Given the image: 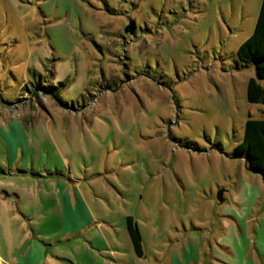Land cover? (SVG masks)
<instances>
[{
    "label": "rangeland",
    "instance_id": "374dc122",
    "mask_svg": "<svg viewBox=\"0 0 264 264\" xmlns=\"http://www.w3.org/2000/svg\"><path fill=\"white\" fill-rule=\"evenodd\" d=\"M260 4L0 0V126L25 128L15 144L42 179L35 203L61 181L63 203L75 185L90 215L77 206L83 228L66 238L53 208L26 227L0 214L2 264H24L31 241L51 264H264V179L233 157L248 115L264 117L246 101L255 69L237 58Z\"/></svg>",
    "mask_w": 264,
    "mask_h": 264
},
{
    "label": "crops",
    "instance_id": "0c3cea01",
    "mask_svg": "<svg viewBox=\"0 0 264 264\" xmlns=\"http://www.w3.org/2000/svg\"><path fill=\"white\" fill-rule=\"evenodd\" d=\"M5 128L6 130L4 129L3 125L0 126V136L2 135L1 137H3L2 150L5 153L6 165L9 170L4 171L0 168V177L9 176L10 179H8V182L4 185L0 184V197L2 199H10L11 209L7 211L2 204L0 205V214L11 212V217L17 221V224L21 227H26L25 225L31 224L34 219H42L46 209L53 208L56 210L59 217V226L57 227V231H61L63 237L69 238L73 234L74 229L81 231L83 226L80 224L75 210L78 206L79 210L82 213L85 211L87 213V217H89V211L86 209L88 208V198H85L79 194L75 185L67 184L64 189L65 202L63 203L61 198V190H63L64 184L63 182L59 181L49 183L50 190L47 192H49V196L52 198L50 201H47V204L39 205L38 203H35L33 197H37L36 187L41 184V181L39 180L42 179L34 178L33 173L26 169V165H28V163L24 162L25 158L23 157V155H25V150L23 147H18L15 144L16 138L26 137L25 128L18 120L14 119H12L11 123ZM18 149H21L23 152L22 161H18ZM4 164L5 161L1 163V166H4ZM32 165L33 164H31V168H33ZM17 181L18 183H15ZM27 192H30L31 194ZM67 219L71 221V224L70 226L67 225L69 228L64 230ZM125 219L126 216L124 218V222ZM218 242L219 239L217 240V243ZM30 252H34V258H31ZM22 256L25 260L24 264H47V262L51 264L52 260H54L48 256L46 250H44L40 244H35L34 241H31ZM211 257L213 258L212 253ZM9 262L10 264H22L20 263V257H17L16 261ZM205 263L216 264L215 259H210V262L205 261ZM0 264H2L1 260ZM251 264H254V262L252 261Z\"/></svg>",
    "mask_w": 264,
    "mask_h": 264
},
{
    "label": "trees",
    "instance_id": "16d2710c",
    "mask_svg": "<svg viewBox=\"0 0 264 264\" xmlns=\"http://www.w3.org/2000/svg\"><path fill=\"white\" fill-rule=\"evenodd\" d=\"M132 24L131 21L129 25ZM237 58L245 67L252 66L257 78L248 79L246 101L264 105V0H261L252 34L237 49ZM233 157L243 159L249 171L260 174L264 179V117L254 119L248 115L243 139L234 148ZM125 227L134 253L142 257V238L132 217H126Z\"/></svg>",
    "mask_w": 264,
    "mask_h": 264
},
{
    "label": "water",
    "instance_id": "95a60500",
    "mask_svg": "<svg viewBox=\"0 0 264 264\" xmlns=\"http://www.w3.org/2000/svg\"><path fill=\"white\" fill-rule=\"evenodd\" d=\"M216 199H217L218 203H223L224 202V198L222 197V191H219L217 193Z\"/></svg>",
    "mask_w": 264,
    "mask_h": 264
}]
</instances>
